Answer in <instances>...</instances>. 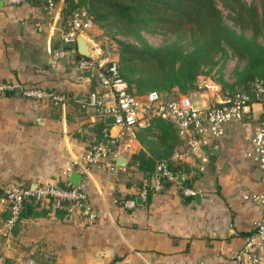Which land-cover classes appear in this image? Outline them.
<instances>
[{
	"label": "crops",
	"instance_id": "0c3cea01",
	"mask_svg": "<svg viewBox=\"0 0 264 264\" xmlns=\"http://www.w3.org/2000/svg\"><path fill=\"white\" fill-rule=\"evenodd\" d=\"M62 6L63 0L51 8L0 0V84L15 86L0 98V196L6 184L34 188L63 180L62 169L81 158L104 123L84 105L96 84L75 79L76 56L50 59L63 46ZM28 87L64 100L28 98L22 93ZM260 118L254 104L249 119L225 126L207 164L182 163L187 184L165 185L141 203L143 174L130 164L132 154L121 155L126 166L115 173L104 164L77 172L93 218L29 202L8 228L0 202V264H236L235 253L262 216L255 198L264 191L261 170L246 156ZM152 127L138 132L136 152L155 158L162 149L158 135L168 129L177 141L173 153L181 142L175 130L159 120ZM182 187L195 195H184ZM129 199L135 206L124 204Z\"/></svg>",
	"mask_w": 264,
	"mask_h": 264
},
{
	"label": "built area",
	"instance_id": "2783aa9c",
	"mask_svg": "<svg viewBox=\"0 0 264 264\" xmlns=\"http://www.w3.org/2000/svg\"><path fill=\"white\" fill-rule=\"evenodd\" d=\"M7 1L9 4H27L34 0ZM46 1L47 7L54 5V0ZM92 28L93 22L85 11L76 13L71 27L62 35L64 47H56L51 51V61L56 62L68 54L76 56L77 34L88 35ZM75 79L95 81L96 85L89 91L84 105L98 110L105 118L102 136L88 146L81 158L62 169L60 176L63 180L34 188L6 184L2 189L0 202L9 212L8 228L15 224L26 201H46L54 209H62L66 214L93 218L92 206L85 190L79 184L72 185L68 180L69 175L100 164H104L109 172H117L122 168L117 165V158L135 153L139 146L138 132L153 128L154 122L158 120L169 124L181 142L169 159L158 161L150 176L142 181L138 193L141 200L145 201L150 193L161 191L166 184H180L177 180L180 174L177 169L179 164L191 160L201 165L207 164L216 142L225 133V126L249 119L254 104L260 106L261 118L250 139V149L246 156L260 168L264 183V80L254 82L253 88L240 89L224 86L211 76L200 74L193 89L202 102L199 105L198 100H192L195 95H191L190 91L170 98L157 90L138 93L122 77L117 63L106 60L84 57L77 60ZM14 87L9 83L0 84V98L5 91ZM22 93L37 100H64L62 95L52 90L28 87ZM182 193L186 196L195 195V191L189 187H182ZM255 198L262 205V216L256 223L254 232L244 238L242 247L235 253L236 264H263L264 191ZM124 204L135 206V200H124Z\"/></svg>",
	"mask_w": 264,
	"mask_h": 264
},
{
	"label": "trees",
	"instance_id": "16d2710c",
	"mask_svg": "<svg viewBox=\"0 0 264 264\" xmlns=\"http://www.w3.org/2000/svg\"><path fill=\"white\" fill-rule=\"evenodd\" d=\"M37 1H41L45 7L48 5L46 0L31 3ZM223 3L235 13L236 25L242 29L250 28L253 33L264 34V0H261L260 18L254 16L241 0H223ZM80 11H85L92 22L99 26L118 25L124 33L132 35L139 42L137 46L117 40L119 71L138 93L152 90L168 93L176 89L185 94L194 89L197 77L207 73L204 72L205 68L210 70L214 66V57L222 50L223 44L245 60L242 68L235 69V80L228 86L245 89L254 82L264 80V45L254 36L248 39L224 25L213 0H63L61 16L65 31L69 30L74 15ZM160 24L172 27L175 32L188 31L191 50L184 51L177 41L157 47L148 44L140 31ZM222 84L226 85L223 81ZM102 129L103 124H100L95 141L102 136ZM156 143L162 149L155 158L145 151H139L132 154L130 159V164L136 165L143 174L139 190L156 163L169 159L177 141L171 130L163 129ZM182 165L177 166L180 174L184 173ZM150 196L151 193L145 201ZM29 202L32 201H26L23 208ZM27 206L31 208L30 203ZM58 210L66 214L64 210Z\"/></svg>",
	"mask_w": 264,
	"mask_h": 264
},
{
	"label": "rangeland",
	"instance_id": "374dc122",
	"mask_svg": "<svg viewBox=\"0 0 264 264\" xmlns=\"http://www.w3.org/2000/svg\"><path fill=\"white\" fill-rule=\"evenodd\" d=\"M214 4L220 11L222 23L228 26L230 29L238 34L244 35L246 38H252L253 36L257 41L264 45V34L263 33H253L252 29H242L240 26L235 24L236 15L234 12L229 10L223 3V0H213ZM243 5L253 12L254 16L258 18L261 17V0H241ZM82 12V11H80ZM77 12V13H80ZM140 34L142 38L152 46H163L172 41H177L184 51L191 50L192 46L190 44L189 32H175L172 27L166 24H160L156 27L150 28L148 30H141ZM88 37L96 42L98 49L100 50L99 59L106 60L108 62H115L117 65L119 62V46L117 40L124 42H129L139 46V42L130 34L124 33L118 25L109 26H99L93 23V28L88 32ZM215 64L210 69L205 68L204 73L207 76H211L215 80L222 83V81L228 85L234 82V71L235 69H240L245 65V60L237 53H235L228 46L223 44L222 50L217 53L214 57ZM236 87V86H235ZM192 100H198L197 93L194 90H190ZM168 97H175L179 93L176 89L171 92H163Z\"/></svg>",
	"mask_w": 264,
	"mask_h": 264
},
{
	"label": "water",
	"instance_id": "95a60500",
	"mask_svg": "<svg viewBox=\"0 0 264 264\" xmlns=\"http://www.w3.org/2000/svg\"><path fill=\"white\" fill-rule=\"evenodd\" d=\"M76 51L77 60L81 58H89L97 60L100 56V50L98 49L96 42L88 37V35L84 33H78L76 36ZM251 88H253V84H251ZM117 165L120 167L126 166V158L124 156H120L117 158ZM81 179V174L77 172H72L69 175V182L72 185H78ZM177 180L179 183L183 184L185 182V175L179 174L177 176ZM137 202L141 203L140 197L137 198Z\"/></svg>",
	"mask_w": 264,
	"mask_h": 264
}]
</instances>
